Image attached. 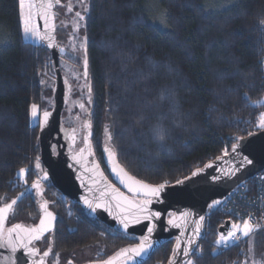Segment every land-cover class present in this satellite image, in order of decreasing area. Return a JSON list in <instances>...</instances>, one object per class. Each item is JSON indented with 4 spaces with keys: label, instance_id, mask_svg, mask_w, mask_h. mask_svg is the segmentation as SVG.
I'll list each match as a JSON object with an SVG mask.
<instances>
[{
    "label": "trees",
    "instance_id": "obj_1",
    "mask_svg": "<svg viewBox=\"0 0 264 264\" xmlns=\"http://www.w3.org/2000/svg\"><path fill=\"white\" fill-rule=\"evenodd\" d=\"M88 2L93 136L97 143L106 138L134 178L155 186L177 183L262 130L257 125L264 112V0ZM51 72L50 52L23 36L19 0H0V206L16 201L11 227L31 225L41 214L37 188V195L28 191L17 171L26 168L28 184L44 171L43 116L31 123V105L42 106L41 80ZM44 188L42 201L56 218L45 241L53 257L96 245L109 253L141 242L91 218L79 204L70 202L69 210L50 181ZM223 221L218 206H209L192 264L264 262V230L217 253ZM174 245V239L163 242L142 264H166Z\"/></svg>",
    "mask_w": 264,
    "mask_h": 264
},
{
    "label": "water",
    "instance_id": "obj_2",
    "mask_svg": "<svg viewBox=\"0 0 264 264\" xmlns=\"http://www.w3.org/2000/svg\"><path fill=\"white\" fill-rule=\"evenodd\" d=\"M36 4V17L40 33L53 37L51 47H49L47 40L40 41V45L50 52L55 67L56 83L54 107L49 112L47 125L39 133L40 160L44 166V174L38 181L49 180L63 196L82 206L91 218L99 220L118 232L136 236L141 239L140 243L144 242L146 245L152 246L147 254L141 257H136L131 253L123 255L119 253L109 259L113 261V264H142L163 242L169 239H174L175 245L166 264H187L204 237L205 220L209 206H218L220 201L234 191L238 185L248 181L264 168V129L239 139L234 144L238 145L235 152L232 151L231 147L228 155H222L207 163L195 170L186 179L165 185L158 196L148 197L151 200L148 209L152 215L145 218L148 214L138 211L136 207V205H142L145 196L129 190L131 182L123 173L117 176V172L123 167L118 163L115 156L107 157V165L113 178L124 191L106 178L98 162L95 159L91 160L90 155L81 152L63 154L59 151L58 155L53 153L50 137L54 135H57V138L61 137V116L65 105V83L59 60L67 57V50L59 44L57 32L51 33L50 29L45 26L43 15L46 0L43 2L36 0ZM245 158L251 160L252 163L248 164ZM124 171L132 176L125 169ZM229 173L233 174L229 175ZM131 195L140 197L141 200H135ZM85 199L93 204V208H89L85 204ZM216 201L219 203H215ZM97 204L101 206L95 207ZM41 210L42 215L36 224L20 225L23 228L38 226L40 220L45 218L44 208L42 207ZM47 210L49 211L48 208ZM10 211L11 209L4 213L6 219L2 225L3 229L6 226ZM156 212L160 213L158 217L154 215ZM137 216H139V222L136 221ZM200 217H204V219L201 220ZM122 220L128 224L126 229L121 223ZM55 222L56 219L51 230L45 232L42 238L54 229ZM197 225L200 226L199 233L196 232ZM231 226V222L226 221L223 226L219 227L218 235L226 234ZM148 228H152L151 233L148 232ZM16 238V234L13 233V239ZM189 240L192 241L191 245L188 244ZM37 241L32 240L29 248L36 249L35 243ZM178 243L181 246L179 250H177ZM184 250L189 251V256H183ZM13 259L15 264H33V261L39 264V261H44L43 257L38 259L37 255H29L25 248H17L13 253L10 247H0V264H11ZM104 262L91 264H104Z\"/></svg>",
    "mask_w": 264,
    "mask_h": 264
},
{
    "label": "snow or ice",
    "instance_id": "obj_3",
    "mask_svg": "<svg viewBox=\"0 0 264 264\" xmlns=\"http://www.w3.org/2000/svg\"><path fill=\"white\" fill-rule=\"evenodd\" d=\"M42 2H43V0H42ZM60 4H61V0H46L43 20L45 22V26L50 29L51 33H55L56 27H57V25H56V12L53 11V9L56 8V6L60 5ZM81 6L85 9V11H87V4L84 3V0H81ZM36 7H37V4H36L35 0H19V9H20V14L22 16L23 34L26 38L30 37L32 39H36V40H40V41L47 40L49 42V47H51L52 46L51 41H52L53 37L51 35H42L40 33V31L38 30L37 25L33 22V9ZM68 10L69 11L72 10L71 5H68ZM75 16L77 18V21L75 23V28L77 29V31H79V29L81 27V22L84 20V16L81 14L80 11H77L75 13ZM159 23L165 24V21L160 20ZM82 39L84 42H86L87 37L85 36ZM83 46H84V44L82 43L81 47L83 48ZM87 67H88V60H87V56L85 55V57H84V69H85V71L83 73L84 77L88 76ZM43 82L44 81H41V83H43ZM67 83H68V81L66 79L65 84H67ZM69 90H71L70 85H69ZM90 100H91V89L89 88V101ZM80 107L83 109L85 107V105L81 104ZM31 115L33 118H35L37 116V105L36 104L31 105ZM49 116H50V113L48 111H45L43 113V123L44 124H47ZM87 127L90 128L91 124L89 123L87 125ZM260 127H264V117L261 118ZM157 131L160 135V139L163 140L164 139V134H163L164 130L162 129V127H158ZM107 138L109 140L111 139V133H107ZM237 147H238V145H233L232 151L235 152ZM106 151L109 152L110 158L115 156V152H113L112 150L106 148ZM224 155H228L227 149H225ZM245 159L247 160V158H245ZM247 163L251 164L252 161L247 160ZM209 166H211V165H209ZM37 167H39V165H37ZM236 171H239V169H236ZM121 173H123V175L125 177H127L128 181L131 182L129 184V190L130 191H135L138 195L143 194L145 196V199H144L142 205H136V207L138 208V211H140L142 213H147L148 215L145 216V218H148L149 216L152 215V213H150L149 209H148V205L151 203V200L148 199V197L158 196L160 191L165 187V185L160 184L158 186H153V185L146 184L142 181H138L134 177L129 176L124 171L123 168H121L120 171L117 172V176H120ZM232 174L233 173H229V175H232ZM20 175L25 176L26 170L21 169ZM133 185H135V187H133ZM33 187L39 188V184H34ZM125 199H127V198H125ZM15 203H16V201L13 200L11 204H6L3 208H0V241H2V243H0V247H10L11 251L13 253L17 250V248H25L28 250L29 255H36V254H38V250L35 248H29V245L31 244L32 240H39L42 238V236L45 232L50 231L51 227L53 226V222L55 221L56 218L51 212H49L47 210V202H45V204L42 206L44 208L45 218L40 220V223L38 226H36L34 228H23L22 225L16 224V225H14L13 228L7 229L5 231L2 228V225L6 219V217L4 216V213L8 212ZM215 203L218 204L219 201H216ZM85 204H87L89 208H93V204L87 199H85ZM100 206L101 205H99V204L95 205V207H100ZM154 215L158 217L160 215V213L156 212ZM200 219L203 220L204 217H200ZM136 221L139 222V216L136 217ZM121 223L123 224L125 229L128 227V224L126 221L122 220ZM169 223H172V221H169ZM259 227H260V225L254 224L252 222V218L249 217L248 219H245L242 222V226L238 225V224H233L231 231L227 232V234L221 233L219 235L218 240L216 241V245H217V247L222 246L224 248H227L230 246V244H235L240 239V235H242L244 237H248L251 233L256 231ZM199 228H200V226L197 225L196 226V232L197 233H199ZM151 231H152V228H148V232L151 233ZM13 233L16 234V237H17L16 239H13ZM237 233H240V235H237ZM145 240H147V238H145ZM191 243H192V241L189 240L188 244L191 245ZM151 247L152 246L150 244L146 245L144 242H142L134 248L123 249L121 254L123 255L126 253H131V254H134L136 257H141V256L147 254L148 250ZM180 247L181 246L178 243L177 244V250H179ZM50 252H51V249H49L48 251H45L43 253V255L48 256L50 254ZM182 254H183V256L187 257V256H189V251L184 250ZM11 264H15L14 259L11 260ZM33 264H36V262L33 261ZM39 264H44V261L43 260L39 261ZM104 264H113V261L108 260V261H105ZM187 264H192V261L188 260ZM245 264H247V262H245ZM254 264H257V262H254Z\"/></svg>",
    "mask_w": 264,
    "mask_h": 264
},
{
    "label": "rangeland",
    "instance_id": "obj_4",
    "mask_svg": "<svg viewBox=\"0 0 264 264\" xmlns=\"http://www.w3.org/2000/svg\"><path fill=\"white\" fill-rule=\"evenodd\" d=\"M36 2V0H35ZM84 3L87 4V10L89 2L88 0H84ZM68 5H71L72 10H68ZM20 11V9H19ZM80 11L81 14L84 16V20L81 22V27L79 31L75 28V23L77 18L75 13ZM56 32H57V39L59 44L65 47L67 50V54L69 58L73 59V63H69L67 60H59V65L61 67V72L63 75L64 83L67 79L68 83L65 84V105L62 111L61 122H62V130H65L71 126H77V124L81 121L86 120L87 112L90 109L91 100L89 101V88H90V81L89 76L84 77L83 73L84 69V57L85 53V45L86 42L83 41V37H85V15L87 11L81 6V0H61V4L56 6ZM21 18V25H22V16ZM33 22L38 27L37 17H36V8L33 9ZM23 29V26H22ZM39 30V27H38ZM24 36V34H23ZM24 38L27 41H32L34 44H40V40L32 39V38ZM84 44L83 48L81 44ZM52 59V57H51ZM53 62V60H52ZM51 76L43 77L41 81L42 87V106L39 108L37 106V116L35 118L31 115V123L38 124L40 121L41 115L45 111L51 112L54 107V91H55V77L51 72ZM69 85L71 86V90H69ZM87 85V86H86ZM264 103V100H263ZM81 104H84L85 107L82 109L80 107ZM264 117V112L261 114L257 127L259 129H264V127H260L261 118ZM26 168H20L17 171V175L21 178L22 182L25 183L28 187H32L31 190L37 195L35 187L33 184H28L26 181L25 176L20 175V170ZM61 196H63L61 194ZM69 202H72L70 199L63 196ZM39 199V198H38ZM41 197L39 199V203L42 206ZM2 207V206H0ZM11 227L9 223V228ZM3 230H7V223ZM218 240V239H217ZM118 251V250H117ZM117 251L107 252L106 248L101 245H96L92 247H88L82 251L72 252V254L63 255L62 258L59 254H56V258L53 263L66 261L64 264H90L96 263L98 260V254L101 253L102 260L110 259L112 256L116 255ZM120 251V250H119ZM98 253V254H97ZM72 258V259H69ZM68 259L70 260L68 262ZM264 264L263 261L250 259L247 261V264ZM60 264V263H59ZM245 264V262L243 263Z\"/></svg>",
    "mask_w": 264,
    "mask_h": 264
},
{
    "label": "flooded vegetation",
    "instance_id": "obj_5",
    "mask_svg": "<svg viewBox=\"0 0 264 264\" xmlns=\"http://www.w3.org/2000/svg\"><path fill=\"white\" fill-rule=\"evenodd\" d=\"M60 60H67L69 63L74 62L72 58L68 57V54H67V57L65 59H60ZM60 69H61V67H60ZM53 76H54V74H53ZM89 123L91 124L90 109L87 112L86 120L79 122L77 124V126L76 125L71 126L65 130H62V123H61V137L57 138V135L50 137V142H51V147H52L53 153L55 155H58L59 151L63 152V154H68L69 152H71V153L81 152V153H85V154L90 155L91 160L95 159L98 162V164H99L100 168L102 169L106 178H108L110 180V182H112L113 184H115L116 186H118L120 188V186L117 184V182L113 178L111 171L109 170V167L107 165V157L109 156V152L106 151V148L110 149L108 147L107 140L105 137H103L102 141L97 143L95 141L94 136H93V125L91 124L90 128L87 127V125ZM46 125L47 124H44L42 128H44ZM43 174H44V171L39 176L37 181L35 182V184H39V188H37L36 190L39 192L41 200H43V190H45L44 183L49 181V180L38 181ZM27 189L30 190V189H32V187L27 186ZM120 189H122V188H120ZM54 194H56V193H54ZM131 197L135 200H141L140 197H136V196H132V195H131ZM44 204L45 203L42 202V205H44ZM66 205H69L70 207L68 209L72 210V205L70 202H67ZM41 208H42V206H41ZM41 215H42V210H41V214H40L38 220L40 219ZM77 218H78V214L75 215L74 219H77ZM37 221L31 225L36 224ZM7 229H9V217L7 219ZM73 231H77L76 226L73 227ZM47 238L48 237L45 236V238L43 237L35 243V247L38 250V254H36L37 258L39 259V258L43 257L44 258V264H59V263L64 264L66 261H60V262L58 261L56 263H53V261L57 258H56V255L53 257V255H51V252L48 256L43 255V253L45 251H48L46 249V243H45ZM72 252L73 251H71V252H59L57 254H59L60 257L62 258L63 255L72 254ZM121 252H122V249L120 251L118 250L116 255H118ZM116 255H114V256H116ZM102 256H104V255H101V253L98 254V260H96V263L109 260V259L102 260V258H103ZM114 256H112V257H114ZM69 259H72V258H69ZM69 259H68V262L70 261Z\"/></svg>",
    "mask_w": 264,
    "mask_h": 264
},
{
    "label": "built area",
    "instance_id": "obj_6",
    "mask_svg": "<svg viewBox=\"0 0 264 264\" xmlns=\"http://www.w3.org/2000/svg\"><path fill=\"white\" fill-rule=\"evenodd\" d=\"M218 209L224 216L221 226L226 221H230L232 225L242 226V222L251 217L254 224L260 225L256 231L264 230V168L224 197L218 204ZM231 230L232 226L227 232ZM237 235H240V233H237ZM244 238L246 237L240 235V239L236 243ZM228 248L217 247L216 245L217 253H224Z\"/></svg>",
    "mask_w": 264,
    "mask_h": 264
}]
</instances>
